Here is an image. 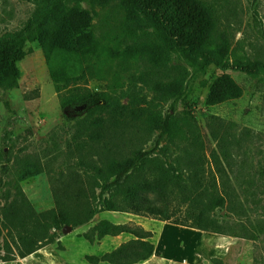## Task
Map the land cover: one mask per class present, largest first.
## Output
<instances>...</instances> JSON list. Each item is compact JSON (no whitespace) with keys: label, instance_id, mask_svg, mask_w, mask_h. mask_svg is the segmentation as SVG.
<instances>
[{"label":"rangeland","instance_id":"1","mask_svg":"<svg viewBox=\"0 0 264 264\" xmlns=\"http://www.w3.org/2000/svg\"><path fill=\"white\" fill-rule=\"evenodd\" d=\"M206 1L218 10L219 29L229 32L231 63L245 67L264 63V0ZM75 4L90 15L88 32L102 44L112 43L121 33L120 16L93 7L91 0H0V44L10 42L45 9ZM23 51L26 56L18 63L19 87L0 89V258L10 254L9 246L17 253L5 225L8 214L20 213L22 193L36 212L61 208L75 214L92 196L88 168L113 156L121 158L135 148L162 162L180 163L187 174L201 170L200 179L207 183L222 181L214 172L216 164L222 163L226 170L223 180L232 190L230 206L234 207L233 211L218 209L214 213L225 234L178 226L180 231L151 217L103 212L74 230L65 227L60 233L62 249L56 242L25 259L0 264H90L86 257L94 251L100 253L98 242L90 243L84 235L105 218L127 222L124 226L139 232H151L149 241L155 248L161 246L160 258L167 259L164 264H264V71H222L214 65L203 70L178 54L174 56L173 65L186 67L190 74L181 97L160 109L164 116L173 115L181 123L194 119L206 146L199 153L200 167L192 147L173 146L160 139L158 132H117L94 142L87 138L84 122L97 117L90 115L96 104L105 103L99 96H107L113 104L135 102L141 107L161 102L153 88L141 82L147 71L143 62L107 54L88 60L72 56L65 62L67 56L60 51L48 61L37 41L26 42ZM53 72L72 80L69 89L78 86L97 94L94 103L63 109ZM223 74L242 87L243 95L210 106L206 102L209 86ZM212 152L218 155L217 161ZM95 193L98 197L100 191ZM159 236L170 242L162 246Z\"/></svg>","mask_w":264,"mask_h":264},{"label":"trees","instance_id":"2","mask_svg":"<svg viewBox=\"0 0 264 264\" xmlns=\"http://www.w3.org/2000/svg\"><path fill=\"white\" fill-rule=\"evenodd\" d=\"M91 3L101 11L120 16L121 33L112 43L102 44L88 32L92 18L78 4L49 7L10 42L0 44V89L10 91L19 87L18 63L26 56L23 51L26 42L37 41L48 61L57 51L65 53V62L72 56L88 60L104 54L141 61L147 69L141 82L151 86L161 102L141 107L135 102L113 104L107 96H99L105 103L96 104L90 115L97 117L91 121L89 117L84 122L87 138L94 142L117 132L144 130L146 135L158 132L160 139L173 146L192 147L201 167L199 153L206 146L194 119L181 123L173 115L164 116L160 109L163 104L181 97L190 74L186 67L173 65L174 56L178 54L203 70L214 65L222 71L236 68L249 74L264 71V63L256 62L252 67L231 63L229 32L219 29L218 10L206 0H91ZM52 78L61 92L63 109L89 106L96 100L97 94L88 89L78 86L69 89L72 80L67 76L53 72ZM242 95V87L231 76L223 74L209 86L206 102L215 106L240 99ZM211 155L217 161L218 155L215 152ZM88 169L92 196L75 214L61 208L36 212L21 194L20 213L8 214L5 225L17 253L9 246L10 254L1 257L0 262L25 259L56 242L62 249L60 233L65 227L74 230L103 212L131 213L203 232L225 234L222 223L214 216L218 209L233 211L234 207L230 206L232 190L223 180L226 170L222 163L218 162L214 171L222 180L218 184L203 182L201 170L187 174L180 163L162 162L140 148L121 158L113 156L104 163H95ZM96 189L100 191L98 197ZM121 234L134 239L111 253L87 256L86 260L90 264H137L153 256L151 232H139L108 220L99 221L84 238L94 243L95 239L100 241ZM129 256L132 258L128 261L121 260Z\"/></svg>","mask_w":264,"mask_h":264},{"label":"crops","instance_id":"3","mask_svg":"<svg viewBox=\"0 0 264 264\" xmlns=\"http://www.w3.org/2000/svg\"><path fill=\"white\" fill-rule=\"evenodd\" d=\"M103 220L110 221L109 219H106V218L103 219ZM132 220H134V219L132 218ZM110 222H112L114 224H117V225H124V224L127 223V222L125 223L124 221H121V222H119V221H117V222L110 221ZM174 227H176L180 231H182L181 228L178 227L177 225H174ZM200 232L206 233V232H203V231H200ZM132 239H133V237L131 235H128V234H121V235L115 236V237H111V236L105 237L102 240L97 241L98 243H97L96 247H97V249H99L100 253H98V251H94V252L91 253V256H99V255H104V254L113 252L116 249H118L122 244L127 243V242L131 241ZM160 242H161V244L163 246L164 245L163 243H168V242H170V240L166 239V241H164L160 237ZM99 243H100V245H99ZM90 246L93 247L92 244H90ZM160 247L159 246L156 247L153 256L150 259H148L147 261L143 262L142 264H164V262L166 263L167 259H165L164 257L160 258L161 253H162L160 251ZM189 263L192 264V262H189ZM100 264H108V263H100Z\"/></svg>","mask_w":264,"mask_h":264}]
</instances>
